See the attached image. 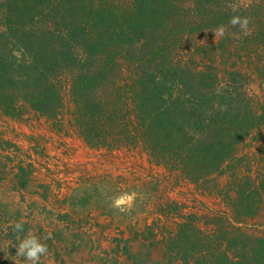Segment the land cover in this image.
<instances>
[{
  "label": "trees",
  "instance_id": "trees-1",
  "mask_svg": "<svg viewBox=\"0 0 264 264\" xmlns=\"http://www.w3.org/2000/svg\"><path fill=\"white\" fill-rule=\"evenodd\" d=\"M67 92L87 145L144 151L177 192L132 264H264V0H0V111L56 118Z\"/></svg>",
  "mask_w": 264,
  "mask_h": 264
},
{
  "label": "rangeland",
  "instance_id": "rangeland-1",
  "mask_svg": "<svg viewBox=\"0 0 264 264\" xmlns=\"http://www.w3.org/2000/svg\"><path fill=\"white\" fill-rule=\"evenodd\" d=\"M70 99L67 92L68 106L56 118L27 108L14 116L0 111V264H32L17 254L29 236L47 245L39 264H132L123 251L125 240L132 255L141 258L146 248L134 235L177 193L167 187L166 168L144 151L87 145L71 125ZM125 195L131 202L114 207V200ZM249 223L254 234L264 236V206ZM147 264L172 263L160 245Z\"/></svg>",
  "mask_w": 264,
  "mask_h": 264
},
{
  "label": "clouds",
  "instance_id": "clouds-1",
  "mask_svg": "<svg viewBox=\"0 0 264 264\" xmlns=\"http://www.w3.org/2000/svg\"><path fill=\"white\" fill-rule=\"evenodd\" d=\"M230 23L235 26L239 25L240 28L244 31L245 34H248V24L249 20L248 18H241L239 16L233 17L230 21ZM224 28L220 27L217 29V33L219 35L224 34ZM132 196H121L119 198H116L113 202V206L119 208L121 205L131 202ZM15 229L17 231H21L23 229V225L21 223H17L15 225ZM48 251L47 245L42 244L38 241V239L34 236H29L25 240H23L18 249V255L24 256L26 260L32 261V264H39L41 256L46 254Z\"/></svg>",
  "mask_w": 264,
  "mask_h": 264
},
{
  "label": "crops",
  "instance_id": "crops-1",
  "mask_svg": "<svg viewBox=\"0 0 264 264\" xmlns=\"http://www.w3.org/2000/svg\"><path fill=\"white\" fill-rule=\"evenodd\" d=\"M53 232H55V231H53Z\"/></svg>",
  "mask_w": 264,
  "mask_h": 264
}]
</instances>
